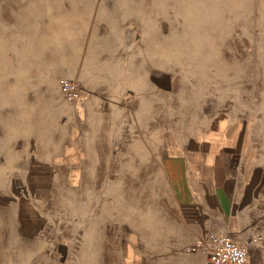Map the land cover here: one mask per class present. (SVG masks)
Here are the masks:
<instances>
[{
  "label": "rangeland",
  "instance_id": "374dc122",
  "mask_svg": "<svg viewBox=\"0 0 264 264\" xmlns=\"http://www.w3.org/2000/svg\"><path fill=\"white\" fill-rule=\"evenodd\" d=\"M196 152L264 264V0H0L1 264H205Z\"/></svg>",
  "mask_w": 264,
  "mask_h": 264
},
{
  "label": "crops",
  "instance_id": "0c3cea01",
  "mask_svg": "<svg viewBox=\"0 0 264 264\" xmlns=\"http://www.w3.org/2000/svg\"><path fill=\"white\" fill-rule=\"evenodd\" d=\"M170 157L172 165L178 167L181 176L176 182L177 200L190 220L207 234L213 232L225 234L244 243L241 241L240 230L243 227L240 222L231 226L225 225L232 202L227 186L222 183L216 185L209 174H206L209 172V165L213 167L212 161L203 157L200 159L201 156L197 155V152L195 155L173 154Z\"/></svg>",
  "mask_w": 264,
  "mask_h": 264
},
{
  "label": "built area",
  "instance_id": "2783aa9c",
  "mask_svg": "<svg viewBox=\"0 0 264 264\" xmlns=\"http://www.w3.org/2000/svg\"><path fill=\"white\" fill-rule=\"evenodd\" d=\"M57 83L65 97L69 99L79 97L81 86L76 79L61 76L57 79ZM187 247L189 250L203 253L205 264H248L249 262L248 243H240L225 234H202Z\"/></svg>",
  "mask_w": 264,
  "mask_h": 264
},
{
  "label": "bare ground",
  "instance_id": "6f19581e",
  "mask_svg": "<svg viewBox=\"0 0 264 264\" xmlns=\"http://www.w3.org/2000/svg\"><path fill=\"white\" fill-rule=\"evenodd\" d=\"M85 102V97H78L76 99V108L82 109L83 103Z\"/></svg>",
  "mask_w": 264,
  "mask_h": 264
}]
</instances>
